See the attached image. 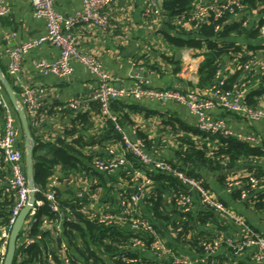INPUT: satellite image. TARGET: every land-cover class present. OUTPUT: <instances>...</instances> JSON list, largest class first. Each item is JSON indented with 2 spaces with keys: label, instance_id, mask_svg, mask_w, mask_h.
<instances>
[{
  "label": "crops",
  "instance_id": "1",
  "mask_svg": "<svg viewBox=\"0 0 264 264\" xmlns=\"http://www.w3.org/2000/svg\"><path fill=\"white\" fill-rule=\"evenodd\" d=\"M163 1L160 0L157 11L148 13L140 0H113L107 10L111 28L82 24L75 29L74 33L80 41L79 50L101 62L111 74L114 85L129 86L133 83L132 76L137 74L150 79L154 88H180L182 91H193L200 97L211 98L212 85L209 82L201 84L200 75V67L209 55L207 44L204 42L200 49L178 48L171 44L166 34L182 39L205 40L195 24L169 17L163 8ZM225 1L193 0L192 9L202 3ZM7 3L12 11L10 15L0 18V61L8 74L7 59L3 55V49L8 44L6 35L16 32L13 44L20 45L43 35L45 23L34 16L31 0H7ZM80 7V0H59L56 4L57 10L65 16L73 15ZM249 13L250 24L248 27L242 26L243 32H232L219 40L227 46L233 44L240 47L241 51L219 58L217 66L224 72L227 86L235 82L243 83L250 94L248 101L255 107L264 108V72L257 64L249 72L241 68V57H255L256 61L264 58V41L260 36L251 37V31L256 29L257 22L264 15V4L258 3ZM240 19H229L226 23L239 24ZM58 54V48L50 44L33 50L23 62L18 81L10 77L13 85L10 84L18 92L22 87L37 86L46 91L43 110L47 114L44 123L40 128L29 125L32 128L30 132L33 131L41 143L37 154L51 157L56 142L66 139L82 153L80 160L92 166L93 160L103 156L108 147L123 149L121 137L114 123L101 113L96 103H87L79 112L67 106L71 99L89 98L97 87L96 78L82 65L73 63L74 73L68 80L53 75L42 76L36 72L33 65L35 60L46 58L52 61ZM185 71L188 74L182 75ZM14 92L17 95L16 90ZM111 110L132 139L144 138L147 152L156 160L173 163L200 181L226 206L230 215L224 216L205 207L195 190L162 174L155 175L151 186L138 191L129 181V174L123 171L115 174L85 170L68 172L61 165L55 170V175L60 177L59 201L69 202L78 192H83L88 207L115 214L120 220L113 226L129 234L132 231L123 217L121 199L137 193L140 196L139 214L154 225L157 236L173 252L171 255L153 252L152 237H148L146 247L131 246L132 255L128 258L135 260L133 264H167L173 255L191 258L196 264H264L254 261L251 251L234 255L224 248L217 254L209 255L202 247L204 241L215 238L219 232L241 236L243 229L237 220L264 235V156L240 158L233 164L229 155L220 153L223 147L221 138L199 131L187 109L175 102L162 105L149 99H124L113 103ZM15 113L21 128L20 147L25 152L26 136L16 110ZM213 115L225 119L235 132L254 137L256 142L247 143L264 151V122L249 121L239 114L221 109L214 111ZM4 132L5 119L0 109V139ZM144 171L147 176L154 172L146 167ZM251 174L258 176L261 183L247 200L242 199L240 189L227 187V182L245 180ZM9 175V167L0 153V213L5 199L16 200L14 193L5 192ZM64 175H67V180H64ZM179 191H189L194 198V207L189 214L182 213L175 204L174 196ZM129 240L122 241L121 246L129 244ZM120 254L115 257L102 248L97 253L104 264H129ZM24 255L17 257V264L30 259L28 253ZM44 264L57 263L45 261Z\"/></svg>",
  "mask_w": 264,
  "mask_h": 264
},
{
  "label": "built area",
  "instance_id": "2",
  "mask_svg": "<svg viewBox=\"0 0 264 264\" xmlns=\"http://www.w3.org/2000/svg\"><path fill=\"white\" fill-rule=\"evenodd\" d=\"M31 1L34 7V16L45 23V32L40 37L33 38L20 45L13 44L14 39L17 37L16 32L6 35L5 38L8 44L3 49V55L7 59V72L10 77L18 81L26 56L33 50L50 44L58 48V57L52 61L46 58L35 60L33 65L38 74L42 76L53 75L68 80L74 73L73 63L77 62L96 78L97 87L89 98L71 99L67 106L71 110L79 112L87 103H96L100 107L101 113L114 123L116 131L120 134L123 149H118L115 146L108 147L103 156L96 157L93 160V168L105 174H115L120 171L128 173L129 181L138 188V191L151 186L153 182V179L146 175L144 171L145 167L153 169V171L166 173L188 188L195 190L205 207L216 210L224 216L230 215L226 206L206 189L200 181L189 176L186 172L174 166L173 163L165 160H156L147 152L143 140L132 139L121 126L118 118L113 114L111 104L114 101L124 99H133L134 101L149 99L157 101L162 105L175 102L187 109L188 113L195 119L196 127L202 133L223 138L234 137L240 141L254 143L256 142L254 137L244 136L241 133L235 132L225 119L216 118L213 115L214 111L221 109L225 112L239 114L249 121L264 122V108L255 107L249 103L248 89L243 83L235 82L230 87H226L227 78L224 72L218 69L215 83L211 88V98L200 97L193 91H182L180 88H154L150 79L137 74L132 76L133 83L129 86L114 85L112 84L111 74L103 67L101 62L80 52V41L74 33L75 29L82 24L94 25L102 29L111 28V21L107 10L113 0H80V9L71 16H65L57 10L56 4L59 0ZM140 1L143 2L145 10L148 13L159 9L160 0ZM11 11V6L7 3V0H0V18L10 15ZM250 15L246 6L240 0H227L222 3L198 4L188 13L182 14L178 21H187L199 25L211 20L220 22L222 19L229 20L241 17L240 22L242 25L248 27ZM220 28L221 26L217 25L216 30ZM260 37L264 41V25L260 27ZM256 64L264 72V58L256 61L255 57L243 63L244 72L250 71L253 65ZM187 74L188 71H185L182 75ZM17 98L20 108L25 112L29 125H33L36 128L42 127L47 114L43 110L46 99L45 89L41 86L22 87V90L17 94ZM0 109L5 119V132L0 139V153L10 170L5 192L6 194L14 193L16 196V203L7 211L9 214V224L7 226L1 225L2 218L0 219V264H4L12 227L21 210L29 203L32 192L36 195V203L21 230L17 242V251L18 249L25 251L42 239L40 233L32 234L37 223H39L37 229L41 233L51 230L54 237L57 238L62 234L64 221L72 222L75 218L67 217L59 209L57 191L60 177L58 175L52 177L45 190L36 186L33 190H30L26 176L25 152L20 147L21 128L15 109L10 103L1 81ZM129 156L134 159L137 166H134ZM260 183V178L255 174H251L247 177L246 181L238 179L227 182V187L229 189H240L242 199L247 200L259 188ZM38 194L50 204L52 212L59 214V219L52 220L43 217L41 221L38 220L37 207L42 204V201L37 200ZM76 197L80 200L79 205L83 212L92 221L105 227H111L119 222L120 218L111 212L88 207L84 201L83 192H78ZM139 201L140 196L137 194H132L129 197L121 199L123 217L134 234L131 238V246L144 248L146 247L145 238L152 237L151 250L153 252L160 255H171L173 252L172 248L157 236L154 225L139 214ZM174 201L184 214H189L194 207V198L189 191L176 193ZM237 223L243 229L241 236H228L223 232H219L215 238L202 243L205 252L209 255H214L226 248L234 255H239L243 252L251 251L254 261L264 262V235L241 220H237ZM62 249L59 250V253H62L61 264H71V261L66 256L67 248L64 243L62 244ZM22 255L24 254L22 253L20 256ZM47 257V261H53V252L49 253ZM122 258L129 264L135 262L134 259H129L124 255H122ZM79 264L99 263L92 261L90 263L81 262ZM167 264H196V261L188 257L173 255Z\"/></svg>",
  "mask_w": 264,
  "mask_h": 264
},
{
  "label": "trees",
  "instance_id": "3",
  "mask_svg": "<svg viewBox=\"0 0 264 264\" xmlns=\"http://www.w3.org/2000/svg\"><path fill=\"white\" fill-rule=\"evenodd\" d=\"M192 1L193 0H164L163 8L165 9L169 17H175L179 19L182 14L188 13L190 10H192ZM240 1L246 6L248 12H250L251 9L256 8L258 6V3L264 4V0ZM227 20L228 19H222L220 22L211 20L210 22L196 25L199 28L201 37L205 41H203L202 39L198 40L176 38L166 34L167 40L178 48L189 47L200 49L204 45V42L205 44H207L209 55L205 58L204 63L200 67L201 84L209 82V85L211 86L215 83L214 79L218 70L217 60L219 58L224 57L225 55H230V53H239L241 51L240 47H236L233 44L227 46L219 42L221 38L229 35L232 32L240 33L244 30L242 29L243 25L241 22H239V24H227ZM217 25L221 26L219 30H216ZM262 25H264V15H262V18L257 22L256 29L251 31V37L257 38L258 36H260V27ZM250 58L251 57H241V63L246 62ZM0 66L3 69V72L9 82L13 85V82L10 76L6 73V70L1 61ZM241 68L243 69V67ZM230 86H227L226 84V87ZM14 90H16L17 94H19L16 87H14ZM249 98L250 94H248V99ZM119 101H114L113 103H117ZM249 103L253 105L250 100ZM30 129L32 128L30 127ZM31 132L35 140L33 158L34 183L36 187L45 190L50 180L55 175V170L59 165H61L68 172H79L81 170H85L95 173L96 170H94L92 166H87L82 160H80L82 153L79 150L75 149L70 143H68L66 139H59L56 142L57 145L52 149L51 157L38 155L37 150L41 146V143L35 137L34 132ZM220 138L223 143V147L220 149V153L229 155L233 164L240 160V158H259L264 156L263 150L252 147L247 142L240 141L234 137ZM142 140L145 142L144 138H142ZM129 158L134 163V166H137L134 159L131 156H129ZM157 174H162L166 177L173 178L166 173L158 171H154L150 177L153 179ZM67 179V175H64V180ZM244 181H246V179ZM239 192H241V190H239ZM37 200L42 201V204L37 207V218L39 221H41L43 217L52 220H57L60 218L58 213L51 211L50 204L45 201L41 195H37ZM79 201L80 200L76 196L74 197V199L69 200V202L64 203L59 201L58 198L57 202L60 211L63 214L67 215V217H74L75 220L72 222L64 221L62 234L57 238L54 237L51 230L41 233L37 229L39 226V223H37L33 229L32 234L35 235L37 233H40L42 239L25 251L18 249L14 264H17V257H19L22 253H28L30 257L28 261L22 264H44V262L47 261L48 254L51 252H53L54 254L53 262L61 264L62 259L60 258L62 256V253H59V250H63V243L67 248L66 256L71 261V264H79L82 260L85 263H90L89 261L91 260L99 264H104L101 261L102 259L97 255L98 250H100L101 248L105 249L108 253L112 254L115 257L120 253V257L122 255L131 257L132 254L130 253V240L134 236V234L132 232L129 234H124L121 229H117L115 226L105 227L104 225H100L97 222L92 221L88 217V215L83 212L81 206L79 205ZM15 203V199H5L2 202V212L0 213V219L2 218L1 225L7 226L9 224V214L7 211L11 209V207H13ZM128 239H130L129 244L121 246L122 241H127ZM148 240V237H146V246ZM52 246H54V248H52Z\"/></svg>",
  "mask_w": 264,
  "mask_h": 264
},
{
  "label": "water",
  "instance_id": "4",
  "mask_svg": "<svg viewBox=\"0 0 264 264\" xmlns=\"http://www.w3.org/2000/svg\"><path fill=\"white\" fill-rule=\"evenodd\" d=\"M0 81L3 84L5 91L9 97V100L17 112L19 117L23 132L26 136V143H25V164H26V176L28 179V184L30 190H33L35 187L34 183V148L35 142L32 138L29 122L26 118L25 112L19 106V101L17 98L16 93L14 92L9 80L3 73V70L0 66ZM137 194V193H135ZM36 203V195L32 192L30 195L29 203L21 210L20 214L18 215L10 234V240L8 244L7 254L5 257L4 264H14L17 255V242L23 228V225L28 218L29 214L34 208Z\"/></svg>",
  "mask_w": 264,
  "mask_h": 264
},
{
  "label": "rangeland",
  "instance_id": "5",
  "mask_svg": "<svg viewBox=\"0 0 264 264\" xmlns=\"http://www.w3.org/2000/svg\"><path fill=\"white\" fill-rule=\"evenodd\" d=\"M23 257H25V255H23Z\"/></svg>",
  "mask_w": 264,
  "mask_h": 264
}]
</instances>
